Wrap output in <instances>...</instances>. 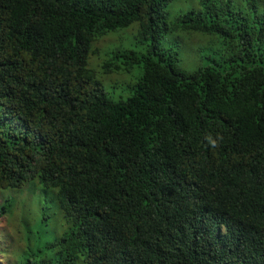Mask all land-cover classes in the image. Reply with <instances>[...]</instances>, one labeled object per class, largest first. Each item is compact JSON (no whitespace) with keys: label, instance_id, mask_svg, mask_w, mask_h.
<instances>
[{"label":"trees","instance_id":"trees-1","mask_svg":"<svg viewBox=\"0 0 264 264\" xmlns=\"http://www.w3.org/2000/svg\"><path fill=\"white\" fill-rule=\"evenodd\" d=\"M172 2L0 0V216L10 191L34 202L6 264H264V0ZM132 23L143 51L100 64L136 74L113 99L89 58ZM184 191L218 217L190 219Z\"/></svg>","mask_w":264,"mask_h":264},{"label":"rangeland","instance_id":"rangeland-1","mask_svg":"<svg viewBox=\"0 0 264 264\" xmlns=\"http://www.w3.org/2000/svg\"><path fill=\"white\" fill-rule=\"evenodd\" d=\"M198 7L197 0H173L169 12L171 17H175L182 8H193L197 10ZM137 30L138 24L132 23L127 28L118 30L119 36L117 35L115 37L110 35L100 38L94 44V47L97 48L96 55L94 53V55H91L89 58V63H92L91 67L97 72V77L101 81L105 94L113 99L126 97L129 94V88L135 81L136 74L133 71L129 73L121 72L122 74L102 72L100 64L106 58L105 48L109 46V42H116L111 46L112 48L120 47L123 49H134L139 52L143 51L145 44L136 41ZM178 35H180L177 37L178 42L175 41L176 44H174V48L179 50L177 64L183 69H195L201 62L199 50L202 49L204 45L208 44V38L195 33L187 36H181V34ZM169 38H172V35L167 34L164 37L162 41L164 47H169L171 45L172 40H169L168 42ZM9 195H12L15 201L12 200L11 203L12 205L14 204V207L11 210L12 212L0 216V264H6V260L11 258L9 251L15 248L18 243H23L21 235L17 231V228L20 227V211L23 210L26 219L28 214L32 216L34 212V202H31V196L29 193H26V190H16L14 194L10 192ZM3 196V193L0 191V203L2 202ZM54 217H59V214L57 213ZM57 220L58 219H56L57 224H61V219L59 221ZM33 240L34 238L31 239L32 243Z\"/></svg>","mask_w":264,"mask_h":264},{"label":"clouds","instance_id":"clouds-1","mask_svg":"<svg viewBox=\"0 0 264 264\" xmlns=\"http://www.w3.org/2000/svg\"><path fill=\"white\" fill-rule=\"evenodd\" d=\"M21 189H23V190L25 191V190H26V187L24 186L23 188L21 187L20 189H16V190H21ZM27 189H28V188H27ZM16 190H14V191H10V192H15ZM26 193H29L30 196H31V193L28 192L27 190H26ZM189 194H190V193L184 191V195H185V198H184L185 208H184V210L187 211V213H188L190 219H192V220H196V223H198V224L200 225L201 222L203 221V219L205 218V216H207V215H209V216H211V215H216L215 213H211V212H209L208 210H206V209L203 208V203L201 202L200 198H198V197H189V196H188ZM31 200H32V199H31ZM184 210H183V211H184ZM57 213L59 214V217H57L56 219H58V220L61 219V221H62V214H60L59 211H57V212L55 213V215H56ZM216 216H217V215H216ZM53 217H54V216H53ZM217 217H218V216H217ZM216 231H217V233H218L219 235H220V234H221V235H224V234H225V232H226V228H225V225H224L223 221L219 222V224H218L217 227H216ZM225 247L227 248V250L229 251V253H230L232 250H234V247H233L232 250H231V249L228 247L227 244H225ZM231 254H232V252H231Z\"/></svg>","mask_w":264,"mask_h":264}]
</instances>
